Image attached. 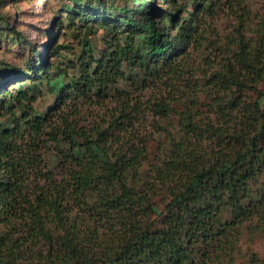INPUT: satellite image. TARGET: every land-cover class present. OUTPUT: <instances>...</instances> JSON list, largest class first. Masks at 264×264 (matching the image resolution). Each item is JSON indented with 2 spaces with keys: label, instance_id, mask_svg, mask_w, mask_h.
<instances>
[{
  "label": "trees",
  "instance_id": "trees-1",
  "mask_svg": "<svg viewBox=\"0 0 264 264\" xmlns=\"http://www.w3.org/2000/svg\"><path fill=\"white\" fill-rule=\"evenodd\" d=\"M130 1L140 19L124 17V30L98 22L109 31L105 48L96 57L84 41L89 52L78 57L79 76L54 86L47 113L34 108V87L3 92L0 264H211L230 257L245 223L264 227V30L256 39L240 35L237 50L207 80L209 102L177 110L169 95L153 104L155 115L176 112L182 124L150 170L143 168L146 138L128 136L140 110L129 99L107 127L80 125V106L107 99L125 68L143 74L144 89L162 74H179L202 47L197 22L213 12L210 1L193 0L196 13L187 19L184 6L157 18L148 0ZM91 17L82 14L86 29ZM41 70L49 79L46 61L27 75ZM48 153L58 167H48ZM161 192L169 200L159 207Z\"/></svg>",
  "mask_w": 264,
  "mask_h": 264
},
{
  "label": "rangeland",
  "instance_id": "rangeland-1",
  "mask_svg": "<svg viewBox=\"0 0 264 264\" xmlns=\"http://www.w3.org/2000/svg\"><path fill=\"white\" fill-rule=\"evenodd\" d=\"M208 1L213 12L211 15L201 13L197 22L204 38L202 47L180 63L179 74H162L157 81L142 89L143 74L125 68L126 79L111 89L107 99L94 97V101L100 103L80 106V125L85 128L107 127L114 117L119 116L128 99L129 108L139 106L140 110L133 116L127 132L131 139L146 138L149 151L148 163L143 167L146 170L164 159L172 140L181 134L182 121L178 113H172L168 119L161 118L154 114L153 104L169 95L178 101L177 110L195 103V100L209 102L205 99L209 93L207 80L219 69L221 60L231 57L237 50L240 35L249 40L256 39L264 30V0H246L241 6L235 0ZM148 2L158 8L155 11L157 18H164L181 6H184L183 17L186 19L196 13L193 0ZM89 4L97 10L91 12L87 8ZM66 6L73 8L72 14L64 12ZM137 6L130 0H0V101L6 90L34 87V108L40 114L47 113L56 102L54 86L67 87L74 77L79 76L78 57L89 52L83 46L84 41L92 44L96 57L105 48L109 31L98 22L105 19L119 29H127L123 18L133 16L140 19L133 14ZM126 9L131 12L126 13ZM82 14L95 17L89 18V29L85 28ZM165 22L168 24V20ZM45 61L49 65V79L42 70L38 75L28 77L31 66ZM21 73L26 75L20 76ZM19 84L21 87H17ZM118 92L128 94V98L121 99ZM121 136H125L124 133ZM45 159L49 168L58 167L54 154L48 153ZM155 200L162 207L169 198L161 192ZM211 264H264V227L257 221L245 223L230 257Z\"/></svg>",
  "mask_w": 264,
  "mask_h": 264
}]
</instances>
